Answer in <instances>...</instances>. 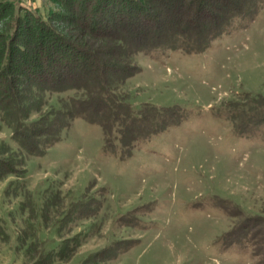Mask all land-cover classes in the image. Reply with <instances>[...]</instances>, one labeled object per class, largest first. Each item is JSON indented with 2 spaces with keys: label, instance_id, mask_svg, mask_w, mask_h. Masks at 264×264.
<instances>
[{
  "label": "rangeland",
  "instance_id": "374dc122",
  "mask_svg": "<svg viewBox=\"0 0 264 264\" xmlns=\"http://www.w3.org/2000/svg\"><path fill=\"white\" fill-rule=\"evenodd\" d=\"M23 1L59 10L49 0ZM252 19L236 22L204 53L135 57L141 71L121 88L132 106H178L188 117L130 158L105 153L102 128L79 118L44 155L27 157L20 189H10L13 178L0 181L8 235L0 236V264H32L33 242L50 251L77 235L66 264L129 243L107 264H264V123L241 135L235 122L250 119H236L234 107L264 97V5ZM4 142L13 146L0 120ZM239 224L260 232L255 248L226 245Z\"/></svg>",
  "mask_w": 264,
  "mask_h": 264
},
{
  "label": "trees",
  "instance_id": "16d2710c",
  "mask_svg": "<svg viewBox=\"0 0 264 264\" xmlns=\"http://www.w3.org/2000/svg\"><path fill=\"white\" fill-rule=\"evenodd\" d=\"M210 1L49 0L57 11L48 3L40 9L23 0H0V120L17 147L0 144V181L13 178L10 189H20L27 157L44 155L79 118L99 125L104 152L122 160L182 123L187 110L151 104L135 109L121 88L141 71L133 63L137 55L204 53L236 22L253 20L264 5V0H215L212 6ZM234 107L236 119L240 114L250 119L235 122L241 135L264 123V97L245 110ZM240 225L225 234L226 245L246 241L255 248L260 232ZM4 231L0 225V236L7 238ZM132 244L115 245L81 264H107ZM79 245V235L50 251L38 241L28 254L32 264H66Z\"/></svg>",
  "mask_w": 264,
  "mask_h": 264
}]
</instances>
